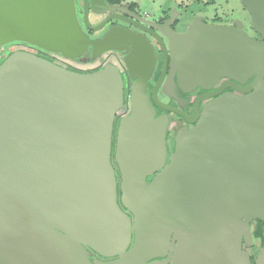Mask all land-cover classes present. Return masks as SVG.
Here are the masks:
<instances>
[{"label":"water","instance_id":"obj_1","mask_svg":"<svg viewBox=\"0 0 264 264\" xmlns=\"http://www.w3.org/2000/svg\"><path fill=\"white\" fill-rule=\"evenodd\" d=\"M84 1L85 24L98 29L87 11L104 0ZM241 2L260 39L240 20L160 27L170 56L163 93L176 97L168 80L189 92L216 76L243 93L203 94L188 114L158 99L160 75L152 100L193 123L167 157L168 117L145 91L143 36L111 29L91 42L75 0H0V47L23 41L71 59L89 44L92 58L137 54L125 59L133 82L120 119L124 81L113 64L76 71L23 50L0 63V264H264V247L252 263L242 246L250 222H264V0ZM86 246L115 259L91 260Z\"/></svg>","mask_w":264,"mask_h":264},{"label":"flooded vegetation","instance_id":"obj_2","mask_svg":"<svg viewBox=\"0 0 264 264\" xmlns=\"http://www.w3.org/2000/svg\"><path fill=\"white\" fill-rule=\"evenodd\" d=\"M105 7H102L97 10H93L91 8H88L87 11V20L91 27H99L98 29H91L88 28L85 24L84 14H85V1L84 0H75V7H76V15L77 20L82 27V29L86 32L88 39L91 42L99 41L101 40L105 34L109 30H115L116 33H119L120 31H125L129 33H133L136 35L143 36L148 43L149 49L147 50V57L149 59V62L151 61L152 69L150 72V77L146 80V88L145 91L149 95L151 99V104L154 106L156 110V115H160L162 113H165L168 117V125H167V131H166V147H167V157L172 152L175 138L180 130H184L189 128L193 125V123L187 122L182 116L175 113L174 111H170L167 109H164L160 106H158L153 100H152V93L155 88V85L158 81V78L160 75H162L160 85L158 86L157 90V96L160 101H162L164 104L172 107L179 108L183 110L184 112L191 114L194 109V103L196 99H198L203 94L214 92V91H220L219 94L225 93V92H233L238 95H242L236 87L232 86L231 80L227 76H216V77H210L204 81L205 87L202 85H195L192 87H189L191 89L189 92H184L179 84H175V86H172L170 80H168V83H166V86L168 87L169 91L173 87V90L176 94V97L172 94L167 95L163 93L162 88L164 83L166 82L169 72H170V56H169V50L166 51V59H165V53L164 50L160 44L159 39L165 43L167 46V38L162 35L160 27L166 29L171 28L175 32H183L187 29L188 25L192 22L184 23L183 28L180 29L179 26H182L183 23L180 22L179 19V13L176 10V8L172 7L168 12H163L160 16L154 17L152 15H149L148 13L144 14L139 11L137 8V2L131 1V0H104ZM201 18V17H200ZM202 22L204 23H210V24H224V25H233L235 19L229 22H222L218 19H214L212 21L210 20H204L201 18ZM243 28V25H242ZM250 33L246 29L243 28V30L249 34L250 36L260 39V36L254 32L251 28V25H249ZM15 44V48L7 51L6 53H3L0 58H5L8 56L11 52L16 50H23L32 52L38 56L44 57L46 59H49L51 61L54 60V56L44 49H41L35 45L25 43L23 41H11L5 45L8 44ZM116 43V42H115ZM3 45V46H5ZM2 46V47H3ZM1 48V47H0ZM132 48H126L122 50L117 49H108L102 53H100L97 57L92 58L91 57V44L88 46V50L80 57L71 59L66 63V66L69 69L76 70V71H94L97 69H100L101 67H104L107 64H113L115 65L118 70L120 71L123 81H124V106L119 110L118 114H120L119 119L121 116L128 114L130 112V103H129V88L131 83L133 82V79L130 77L127 66L125 63V59L127 56H130L132 59L136 58L135 51L132 52ZM134 61V60H133ZM63 66V65H62ZM177 70H175V74L177 73ZM245 84H242L240 86L244 87L249 81ZM175 82H176V75H175ZM215 96H211L206 99H201L199 102V108L203 106V104L211 99H213ZM202 98V97H201ZM118 119V120H119ZM167 162V160H166ZM115 169V175L116 177L119 176V170L117 166L114 164ZM152 176L147 177V181H150ZM121 189H120V181L118 179L117 183V194L120 195ZM118 204L120 208L130 216L132 219L134 217V214L130 211H128L118 200ZM257 219H254L250 222V233H251V243L245 244L243 242V249L246 250L251 258L252 263H254L256 255L258 251L262 248L259 246V248H256L257 240L258 238H255L253 233L255 231V227L257 225ZM264 229V225H263ZM134 231L132 230V235L134 234ZM185 231H192V230H185ZM260 245V242H259ZM87 250L89 251V258L92 260L94 258H99L102 261H109L112 259H115V256L113 257H103L101 255H97L92 249L87 247ZM253 259V260H252Z\"/></svg>","mask_w":264,"mask_h":264},{"label":"rangeland","instance_id":"obj_3","mask_svg":"<svg viewBox=\"0 0 264 264\" xmlns=\"http://www.w3.org/2000/svg\"><path fill=\"white\" fill-rule=\"evenodd\" d=\"M137 2V8L141 13H148L154 17L168 12L170 8H176L183 28L184 23L192 22L196 17L204 20L218 19L229 22L233 19L240 20L244 29L249 30L250 16L241 0H131ZM247 30V31H248ZM250 33V30L248 31ZM15 44H8L0 48V56L14 49ZM256 248H259V239Z\"/></svg>","mask_w":264,"mask_h":264},{"label":"trees","instance_id":"obj_4","mask_svg":"<svg viewBox=\"0 0 264 264\" xmlns=\"http://www.w3.org/2000/svg\"><path fill=\"white\" fill-rule=\"evenodd\" d=\"M4 60V58H0V63ZM257 225L255 227V231L253 233L254 237L255 238H258L259 239V242H260V247H264V230H263V225H264V222L258 220L257 221ZM253 260V259H252Z\"/></svg>","mask_w":264,"mask_h":264},{"label":"built area","instance_id":"obj_5","mask_svg":"<svg viewBox=\"0 0 264 264\" xmlns=\"http://www.w3.org/2000/svg\"><path fill=\"white\" fill-rule=\"evenodd\" d=\"M49 52L54 56V60H53L54 63L66 66V63L69 60V58H66V57H64L61 54L56 53V52H51V51H49Z\"/></svg>","mask_w":264,"mask_h":264}]
</instances>
